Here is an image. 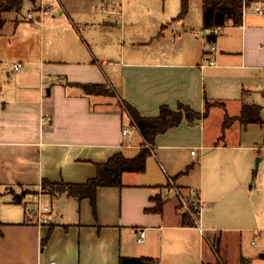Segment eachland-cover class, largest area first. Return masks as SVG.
<instances>
[{
	"label": "crops",
	"instance_id": "obj_1",
	"mask_svg": "<svg viewBox=\"0 0 264 264\" xmlns=\"http://www.w3.org/2000/svg\"><path fill=\"white\" fill-rule=\"evenodd\" d=\"M93 1L84 2L88 19L67 0H40L36 11L48 6L50 13L39 20L3 14L0 264H264V225L246 184L259 147L241 143L249 126L264 129V14L256 11L264 4L245 8L240 25L229 21L216 33L202 26L201 0L195 16L189 0L181 19L175 0L170 20L166 9L159 16L178 29L162 33L165 24H156L126 45L119 42L128 34L123 13L117 21L109 5L95 17L104 0ZM123 104L145 118L163 106H184L198 117L183 116L149 143ZM244 105L260 108V123L240 122ZM227 117L234 120L224 130ZM142 149L149 152L143 172L122 173L119 186L98 187L93 201L44 191L50 225L27 222L42 183L85 184L114 155L131 159ZM191 189L202 205L194 224L183 225L182 192ZM135 230L144 231L141 242Z\"/></svg>",
	"mask_w": 264,
	"mask_h": 264
},
{
	"label": "trees",
	"instance_id": "obj_2",
	"mask_svg": "<svg viewBox=\"0 0 264 264\" xmlns=\"http://www.w3.org/2000/svg\"><path fill=\"white\" fill-rule=\"evenodd\" d=\"M188 1L181 0V8L178 18H183L188 12ZM202 1V26L204 29L214 31L216 27L223 26L227 22L234 25H240L243 16L244 7H250L253 4H264V0H201ZM23 0H0V31L4 25L3 14L9 11L18 12L22 6ZM210 39L215 36L211 33ZM87 91L89 86H85ZM126 111L129 113L133 123L139 129L143 138L152 143L153 138L166 130L177 126L183 116L193 119L198 117L189 108L181 106L177 110H170L168 107H161L160 113L156 118H145L131 106L123 104ZM244 125L252 123H260V108L253 105H244L238 118ZM234 119L226 118L223 123L225 130L230 126ZM146 149H142L140 153L131 159L125 158L122 154H116L108 160L104 165L99 166L98 173L95 178L87 181L82 185H71L60 183L58 185L42 183L43 192L49 194H61L67 192L78 198L88 197L92 201L95 198L96 189L102 186H119L120 177L124 172H143L145 169V159L148 155ZM181 208L184 207L181 205ZM160 210L159 206L158 209ZM198 204L190 201L189 211H182V224L191 225L194 222L191 220V214L198 216ZM120 264H152L146 258H121Z\"/></svg>",
	"mask_w": 264,
	"mask_h": 264
},
{
	"label": "rangeland",
	"instance_id": "obj_3",
	"mask_svg": "<svg viewBox=\"0 0 264 264\" xmlns=\"http://www.w3.org/2000/svg\"><path fill=\"white\" fill-rule=\"evenodd\" d=\"M54 0H43L44 4H52ZM97 2V0H95ZM173 1L175 0H104L103 2H99V5L97 3V9L96 12H93L95 14V17H99L102 14H107L106 12H102V8H106L109 5H112L113 10L116 13L113 15L114 19L119 21L122 18L123 13V23L125 24V32L128 34H125L122 39L119 40V42L124 43L126 42V45L129 43V36L133 34V37H143L145 36V29L148 28L147 32L153 33L156 31V24L157 30L159 29L160 25L165 24L164 28L162 29V33L166 30H176L178 27L175 25V21H170L165 23L164 16H159L162 14V9H166V17L170 20L169 16L173 15L174 6L172 5ZM67 2H73L76 4L77 7H80L79 16L82 19H88L93 14L89 12V8H85L84 2L87 5L88 3H93V0H67ZM95 2V4H96ZM176 2V1H175ZM196 2V4H195ZM200 0H194L192 3L193 11L192 15L195 16L194 8H198V4L200 5ZM40 3V0H23L22 6L18 12L11 11L9 13L5 12L3 16L6 19H12L16 18L20 21H24V19L27 18V14L31 13L33 16H35V11ZM36 6V7H33ZM172 8V12H171ZM98 11V12H97ZM99 12L101 14H99ZM171 12V13H170ZM117 14V15H116ZM197 11H196V17H197ZM49 16V15H48ZM97 19V18H96ZM195 22L197 23V19L195 18ZM162 23V24H161ZM77 29L80 31V34L82 35L83 39L85 41L86 38L82 34L80 26L76 25ZM155 27V28H154ZM32 28L35 32V37L38 40V29L34 23L32 24ZM112 33V39L118 41L119 34L117 38V32L112 29L108 30ZM136 35V36H135ZM141 35V36H140ZM170 37V35H169ZM132 39V38H131ZM173 39H171V42ZM91 45V44H90ZM234 131H237V128L234 129ZM245 140H242V145L245 147H252L256 145L257 148L254 158L251 160L253 161L252 164V170L251 173L248 174V182L247 184V191L249 192L250 198L248 199L249 202H251V207L254 210V212H258L260 216L261 224L264 225V129L260 128L259 125H253L249 126L247 129V133L245 136ZM234 141V140H233ZM233 141L231 143H233ZM250 151L248 149L240 150V154H243L246 158L247 154ZM239 154V153H238ZM257 158H259L258 166L256 167ZM261 158V161H260ZM182 195H184V200L186 202H190V199L188 195L184 192H182ZM182 206L184 207L183 203ZM59 212L57 211V207L55 202H53V215H57Z\"/></svg>",
	"mask_w": 264,
	"mask_h": 264
},
{
	"label": "built area",
	"instance_id": "obj_4",
	"mask_svg": "<svg viewBox=\"0 0 264 264\" xmlns=\"http://www.w3.org/2000/svg\"><path fill=\"white\" fill-rule=\"evenodd\" d=\"M245 9V7H244ZM243 9V11H244ZM259 14H264V9L263 8H258L256 10ZM39 16L37 18H33V15L31 13L27 14V18L26 19H32V20H39L42 16L47 15L50 13V8L48 6H41L40 9L38 11H36ZM221 31V26L216 27L215 28V32L218 33ZM214 44H211V51L214 49ZM208 63L210 65L213 64V57H210V59L208 60ZM20 67V64H16L14 65V70H18ZM47 122V121H45ZM125 133V131H124ZM192 155H195V151H191ZM42 196H43V190L42 188H39L38 191L35 193L32 202L30 203V206H32V208L27 209L26 212V217H27V222L30 224H35L37 226H48L51 223V219H50V213H51V207H49L48 205L43 204L42 202ZM189 199L190 201H193L195 203L198 204V207L200 208L202 205V202L199 198V195L197 193L196 190L191 189L189 191ZM184 208L189 211L187 203L188 202H184V200L182 201ZM191 216H194L191 214ZM135 232H138V238H137V242H141L143 237H144V231L143 230H135ZM50 264H55L54 262H50Z\"/></svg>",
	"mask_w": 264,
	"mask_h": 264
},
{
	"label": "water",
	"instance_id": "obj_5",
	"mask_svg": "<svg viewBox=\"0 0 264 264\" xmlns=\"http://www.w3.org/2000/svg\"><path fill=\"white\" fill-rule=\"evenodd\" d=\"M259 158H257L256 167L258 166Z\"/></svg>",
	"mask_w": 264,
	"mask_h": 264
}]
</instances>
